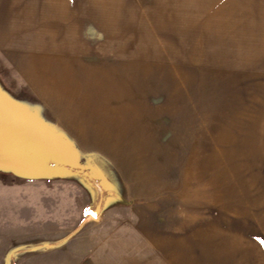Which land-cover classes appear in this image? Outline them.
I'll return each instance as SVG.
<instances>
[{
	"label": "rangeland",
	"instance_id": "1",
	"mask_svg": "<svg viewBox=\"0 0 264 264\" xmlns=\"http://www.w3.org/2000/svg\"><path fill=\"white\" fill-rule=\"evenodd\" d=\"M3 4L14 5V17L23 12L44 26L43 34L33 24L28 34L0 32V38L13 35L29 43L12 48L19 46L15 40L13 52L52 53L51 24L60 19L62 28L77 27L69 32L79 40L76 45L87 47L78 57L98 69L125 56L127 73L142 75L146 85L147 120L125 138L131 143L113 147L136 172L165 174L157 177L158 191L127 198L114 173L123 172L117 162L97 150H79L28 108L32 87L29 92L6 68L0 52V97L14 107L13 114H1L0 135L13 120L30 127L40 142L33 146L35 158L49 155L88 170L105 191L93 216L86 207H94L98 192L82 176L0 166L9 171L0 172V264L197 261L198 217L206 216L207 227L214 220L227 227L229 204L256 195L246 194L247 180L264 186V0H0ZM5 75L26 98L8 94ZM21 160L17 157L14 168ZM252 172L259 175L247 177ZM185 232L187 239L191 235L189 257L183 253Z\"/></svg>",
	"mask_w": 264,
	"mask_h": 264
},
{
	"label": "crops",
	"instance_id": "2",
	"mask_svg": "<svg viewBox=\"0 0 264 264\" xmlns=\"http://www.w3.org/2000/svg\"><path fill=\"white\" fill-rule=\"evenodd\" d=\"M13 7L14 5L7 4L0 7V32L4 36L12 32L28 34V25L32 24L37 25L35 26L38 27L37 32L43 34L41 31L44 26L40 23L41 20L34 18L30 21L29 16L25 17L23 12L20 13L21 17H14ZM55 12L56 10L53 13ZM52 20L54 22V19ZM58 21L59 23L51 24L54 28L53 34L48 37L50 47L55 48L52 53L38 51L36 54L29 52L25 55L21 51L13 52L11 46L17 38L13 35L5 39L0 38V52L5 54L3 58L7 63L6 68L13 72L12 74L21 81L23 86L26 85L27 90L32 87V100H26L28 108L37 113L41 120L50 123L72 145L80 147L79 150L87 154L89 151L97 150L113 158L123 171L114 173L121 181L127 198H135V195L139 193L158 191L157 177L164 176V172L161 174L136 172L137 166L120 158L113 147V145L131 143L125 138L130 134L136 135L135 128L143 127L137 124L147 120L146 101L142 99V92L146 90V85L142 75L127 73L125 56L113 58V61L107 64L100 63L102 65L100 69L95 67V62H90L89 58L78 57L79 54H87L80 49L87 47L84 43L80 44L83 45L81 47L76 45L75 41L79 40L75 34L72 35L69 32L73 28L76 30L77 27L64 25L62 28L63 25L59 26L62 21L60 19ZM20 41L16 40L19 46H12V48L29 45L28 42ZM42 45L43 43L40 46ZM134 55L133 52L131 56ZM2 73L0 71L1 75ZM11 80H13L11 77L5 75V90L8 94L17 100L26 98L24 92L19 94L13 90ZM137 139L141 137L137 136ZM136 141L148 142V140ZM131 169L135 172H128ZM0 172L9 171L0 170ZM232 173L236 178L241 176V172ZM233 174L229 173L232 176ZM254 175L259 174L252 172L247 177L254 179ZM245 192L256 195L252 199L248 195L247 198L246 196L245 199L243 198V201L235 200L229 204L231 216L227 227H221L219 224L217 226V220L210 224L211 227H207L206 216L198 217L197 261L188 258L187 263L183 264H264V186L249 185L247 180ZM242 203L244 205H239ZM199 205L202 206V202H199ZM88 207L90 206L86 208ZM187 218L189 216L183 220ZM187 235L185 232L184 239L188 242L183 253L185 252L189 257L187 252L190 250L188 247H190L191 235L188 239ZM89 264H94V261L92 260Z\"/></svg>",
	"mask_w": 264,
	"mask_h": 264
},
{
	"label": "water",
	"instance_id": "3",
	"mask_svg": "<svg viewBox=\"0 0 264 264\" xmlns=\"http://www.w3.org/2000/svg\"><path fill=\"white\" fill-rule=\"evenodd\" d=\"M11 109V111L9 110ZM14 107L7 102H5L0 97V119L5 122V118L1 114H13ZM14 117V116H13ZM8 132L0 135V166H6L7 164L13 166V170L20 172H29L30 165L36 172H44L46 170L54 171H66L73 174L82 176L86 182H90L98 192V198L94 207L86 208L87 212H90L93 216H97L101 210V206L104 200V189L95 180V177L83 168H78L70 165L67 161L58 160L52 156H43L35 158L33 146L37 144L40 145L38 138H36L33 130L22 125L18 121H12L8 125ZM22 157V162L24 163L19 168H14L16 166L17 157ZM30 159H34V162L30 164ZM34 172V171H31Z\"/></svg>",
	"mask_w": 264,
	"mask_h": 264
}]
</instances>
